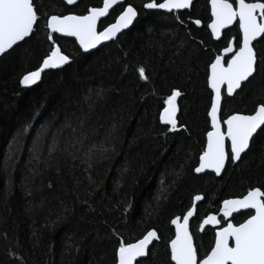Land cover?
<instances>
[{
	"label": "trees",
	"instance_id": "1",
	"mask_svg": "<svg viewBox=\"0 0 264 264\" xmlns=\"http://www.w3.org/2000/svg\"><path fill=\"white\" fill-rule=\"evenodd\" d=\"M207 1L195 0L174 15L145 10L147 0H126L138 17L117 40L85 54L74 40L54 34L70 62L22 86V75L50 51L47 15L84 14L102 4L35 0L36 33L0 57V264H116L119 241L150 229L160 239L143 264H169L170 221L196 195L202 200L190 230L203 251L214 240L211 228L199 231L203 216L250 187L264 190V133L220 177L194 174L210 130L207 65L237 31L214 41ZM256 48L264 56V42ZM140 66L148 81L134 71ZM173 88L181 92L177 122L184 128L168 131L159 111ZM237 93L223 98L222 116L249 114L264 103V65ZM161 193L166 199H155Z\"/></svg>",
	"mask_w": 264,
	"mask_h": 264
},
{
	"label": "snow or ice",
	"instance_id": "2",
	"mask_svg": "<svg viewBox=\"0 0 264 264\" xmlns=\"http://www.w3.org/2000/svg\"><path fill=\"white\" fill-rule=\"evenodd\" d=\"M77 0H66L74 5ZM192 0H147L145 9L165 10L177 13L188 9ZM211 22L207 24L210 35L219 40L222 30L229 26L236 28V36L228 39L226 46L207 65V85L211 89V130L206 133V144L199 153L196 173L206 170L220 176L226 164H235L242 154L250 149L256 135L264 133V103H259L249 113L233 112L221 115L222 99L238 94L246 83L255 78L264 56L257 52L256 45L264 42V0H209ZM114 6L119 14L114 22L104 23ZM138 15L137 8L126 0H102V6H89L84 14L47 15L44 24L50 51L43 57L39 67L22 75L19 84L31 86L41 79L46 69H57L71 60L57 44L54 34L74 38V43L87 53L104 42L115 41L122 30L127 29ZM179 19V16L176 17ZM40 14L35 0H0V54L18 46L19 42L31 39L39 28ZM183 23V21H180ZM200 25L199 19L194 20ZM230 56V58H229ZM134 71L138 78L148 81L146 69L140 66ZM181 92L173 88L163 99L159 121L168 131L184 128L177 122V98ZM74 140L73 143H80ZM55 147V138L50 151ZM91 151V149H89ZM162 189L164 187L161 182ZM166 197L158 195L159 200ZM202 196L196 195L190 207L181 215L171 219L175 226L174 237L167 242L170 249L169 264H264V190L250 187L246 194L224 199L215 213H209L200 220L199 229L205 226L214 229V240L203 251L194 242L190 230V218L196 215V202ZM240 216L242 219L237 220ZM157 230L150 229L134 241L121 239L115 250L116 264H143L151 253L150 246L159 240ZM140 258V259H138Z\"/></svg>",
	"mask_w": 264,
	"mask_h": 264
},
{
	"label": "water",
	"instance_id": "3",
	"mask_svg": "<svg viewBox=\"0 0 264 264\" xmlns=\"http://www.w3.org/2000/svg\"><path fill=\"white\" fill-rule=\"evenodd\" d=\"M67 6H69V7H71V6H74L75 4H77L80 0H77V2L74 4V5H68L67 3H66V0H62ZM194 0H192V2H193ZM100 6H102V4L100 5ZM209 7H210V4H209ZM116 8V6H114V9ZM144 8V7H143ZM190 8V7H189ZM188 8V9H189ZM145 9V8H144ZM113 10V9H112ZM112 10H110V12L112 11ZM145 10H154V9H145ZM183 10H186V9H182V10H178V11H183ZM155 11V10H154ZM156 11H160V12H164V13H168V12H166L165 10H156ZM210 14H211V10H210ZM137 17H138V15H137ZM137 17H136V19H137ZM106 19V18H105ZM104 19V20H105ZM136 19L133 21V23L131 24V25H129V27L127 28V29H124V30H122V32L121 33H119L118 34V36L119 35H121L123 32H126L127 30H129L132 26H133V24L135 23V21H136ZM114 22V21H113ZM232 26H229V28H231ZM228 28V29H229ZM225 30H227V29H224V30H222V33L225 31ZM209 31H210V29H209ZM57 36H59V37H61V38H66V37H63V36H61L60 34H56ZM222 37V36H221ZM67 39H71V40H74V38H67ZM212 39L214 40V41H219V40H217L216 38H213L212 37ZM111 41H109V42H104V44L102 45V46H104V45H106V44H108V43H110ZM20 43V42H19ZM77 46H78V44H77ZM101 46H97V48L96 49H98V48H100ZM78 48H79V46H78ZM80 49V48H79ZM96 49H91V50H89L87 53H91V52H93L94 50H96ZM11 50V49H10ZM10 50H8V51H10ZM81 50V49H80ZM7 51V52H8ZM6 52V53H7ZM81 52H83L82 50H81ZM83 53H85V52H83ZM86 54V53H85ZM3 54H0V57L2 56ZM229 58H230V56H229ZM209 88V87H208ZM209 90H210V92H211V89L209 88ZM239 90H237V92H238ZM234 96V95H233ZM177 100H178V98H177ZM223 100V99H222ZM210 106H211V104H210ZM177 108H178V103H177ZM209 110H210V107H209ZM177 114H178V111H177ZM209 118V123H210V130H211V121H210V117H208ZM162 125H164V124H162ZM207 139V138H206ZM205 144H206V142H205ZM247 151V150H246ZM198 163H199V158H198ZM198 163H197V166H198ZM237 163V162H236ZM227 165V164H226ZM224 171V170H223ZM223 171H222V173H223ZM205 173H211V174H214L215 175V173H212V172H210V170H206V172ZM205 173H196L195 171H194V174L195 175H197V176H199V175H203V174H205ZM222 173H221V175H222ZM220 175V176H221ZM216 176V175H215ZM220 176H216V177H220ZM198 202H200V201H197L196 202V204L198 203ZM193 219V217L192 218H190V222H191V220ZM170 226H171V228L173 229V232L175 233V226L174 225H172L171 223H170ZM205 228H212L213 229V227L212 226H205ZM199 231L201 232V230L199 229ZM174 237V236H173ZM155 242V241H154ZM153 242V243H154ZM152 246V245H151ZM150 246V247H151ZM169 251H170V249H169ZM138 259H140V258H138Z\"/></svg>",
	"mask_w": 264,
	"mask_h": 264
},
{
	"label": "flooded vegetation",
	"instance_id": "4",
	"mask_svg": "<svg viewBox=\"0 0 264 264\" xmlns=\"http://www.w3.org/2000/svg\"><path fill=\"white\" fill-rule=\"evenodd\" d=\"M195 1V0H194ZM193 1V2H194ZM192 2V3H193ZM192 3H191V5H190V8L189 9H186V10H183V11H189L190 9H191V6H192ZM207 7H208V22H207V24L208 23H210L211 22V14H210V7H209V0L207 1ZM183 11H178V12H183ZM174 15H175V13H174ZM177 15V14H176ZM231 28H233V26L231 27ZM231 28H229V29H231ZM229 29H227V30H229ZM207 30H208V33L210 34V31H209V29L207 28ZM227 30H225L223 33H222V37H223V35H224V33L227 31ZM221 37V38H222ZM212 38V37H211ZM231 39V38H230ZM221 52V51H220ZM220 52H219V54H220ZM212 229V228H211ZM213 230V232H214V229H212ZM214 234V233H213Z\"/></svg>",
	"mask_w": 264,
	"mask_h": 264
}]
</instances>
